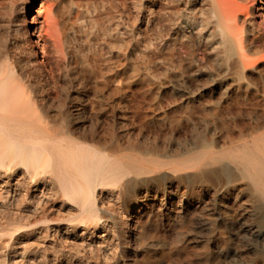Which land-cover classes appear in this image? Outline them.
<instances>
[{"label": "bare ground", "instance_id": "obj_1", "mask_svg": "<svg viewBox=\"0 0 264 264\" xmlns=\"http://www.w3.org/2000/svg\"><path fill=\"white\" fill-rule=\"evenodd\" d=\"M31 1L10 5L0 32V247L20 246L15 257H2L10 264H95L80 253L101 252L104 264L119 262L112 248H124L136 234L143 211L135 192L188 178L264 264V69L258 68L264 66V0H206L225 27L223 71L211 72L204 94L142 92L149 101L134 109L138 125L135 134L125 125L127 140L104 136L97 124L81 131L71 125L53 74L71 66L64 29L52 0L33 11ZM184 95L190 97L176 101ZM249 99H260V110L254 103L245 112L232 110ZM189 103L204 108L191 121V137L176 141L173 132L190 118L168 116L162 107ZM135 264L150 262L143 257Z\"/></svg>", "mask_w": 264, "mask_h": 264}, {"label": "rangeland", "instance_id": "obj_2", "mask_svg": "<svg viewBox=\"0 0 264 264\" xmlns=\"http://www.w3.org/2000/svg\"><path fill=\"white\" fill-rule=\"evenodd\" d=\"M28 1L31 0H0V32L9 15L8 7ZM40 1L44 0L31 1V11ZM170 1L169 4L166 0L51 1L56 6L60 28L64 29L71 65L68 69H54L53 74L60 80V95L64 99L60 109L69 112L75 129L81 131L97 124L104 136L119 134L127 140L125 125L133 134L138 125L134 109L137 105L145 108L143 105L149 101L148 97L145 100L140 95L142 92L162 88L182 94L195 90L204 94L210 86L211 72L223 71L225 27L218 22L209 3L200 0L195 5H187L185 0ZM261 66L258 68L264 69ZM106 84L114 90L112 97H108ZM259 84L256 82L257 86ZM125 90L133 94L131 98L129 95L123 97ZM188 97L180 96L176 101ZM249 101L244 103L245 106L238 103L240 105L232 110L245 108L242 111L245 112L253 103L260 110V99ZM163 107V112L174 113L171 116L175 115V118H190V122L183 120L181 127L173 132L176 141L189 139L193 129L191 121L204 107L193 109L190 103L182 107ZM220 112H225L224 104ZM182 128L185 129L181 131ZM149 130H157L162 137L167 132L165 129ZM161 184L135 192L138 204L143 208L137 216V232L124 248L120 245L117 250L112 248L113 254L117 253L120 259L114 264H135L143 257H147L150 264H260L253 246L213 215L207 195L188 178L179 184L169 181ZM29 249L34 251L36 246ZM19 252L17 245L0 247V264L11 263L3 255L10 259ZM80 255L95 264H104L101 252Z\"/></svg>", "mask_w": 264, "mask_h": 264}]
</instances>
